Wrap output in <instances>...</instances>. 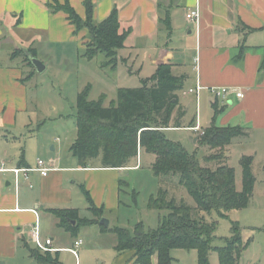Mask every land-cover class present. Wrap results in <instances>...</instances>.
Masks as SVG:
<instances>
[{"label": "crops", "instance_id": "0c3cea01", "mask_svg": "<svg viewBox=\"0 0 264 264\" xmlns=\"http://www.w3.org/2000/svg\"><path fill=\"white\" fill-rule=\"evenodd\" d=\"M53 1L0 0V19L4 18L10 26H14L16 19L11 16H22V23L14 28L11 36L4 41L11 40L18 45L21 42L24 47L27 44L26 48L31 46L37 53L43 41L45 44L42 49L48 48L54 53H61L65 47L72 48L73 45L85 47L87 32L82 31L75 35V28L64 12L53 14L47 8V4ZM69 1L77 13L85 18L84 0ZM93 2L97 22L104 20L117 8L122 30L131 29L125 47L119 51L120 62L127 66L129 62H134L140 68L139 72L148 70L151 75L147 78L155 73L159 65L171 64L175 76L187 77L184 86L189 81L191 83L188 89L179 92V96L197 84L201 86L199 98L189 94L194 98L198 110L193 125L198 123L205 130L213 124L216 114L214 105L217 100L211 91L212 88L234 87L242 91L244 97L237 98L232 95L226 102L218 100V108L226 107L224 112L216 116L215 123L218 126L242 127L245 124L264 129V69L260 70L264 54V0ZM191 11H199L198 23L187 19V14ZM241 24L245 25L243 32L240 31ZM247 29L262 30L251 32L245 37ZM19 35L25 40L19 38ZM2 36L3 30L0 27V39ZM243 45L246 47L245 52L241 59H237ZM5 55L8 57L9 52ZM24 71L21 67L0 66V127L4 129L14 126L17 116L28 109L27 88L20 82ZM180 103L185 111L187 108L181 96ZM187 127L181 129L189 130ZM53 149L55 150V147ZM140 156L129 168H141ZM73 158L76 161L71 159L68 166H61V159H50L47 167L52 170L47 177L38 172L29 173L27 182L31 185L35 182L37 188L32 187V191H29L28 183L25 182L22 193L19 192L20 188H16L15 175L10 171L19 168L20 159L17 166L11 169L4 168L5 164L2 163L0 169L6 171H0V174L12 173L14 177L13 180L3 177L6 175L0 177V258L14 257L18 253V245L27 248L31 243L35 244L32 229L37 222L40 227L45 216L55 217L54 226L62 229L58 226L59 219L50 211L57 208L50 206L73 209L68 208L71 207L69 203L72 201V190L65 185L66 172L83 173L81 185L89 191L98 208L104 207L105 212L108 209L117 212L120 210L122 201L119 185L123 183L121 172L128 168H101L100 165L82 168L79 167L77 159L74 156ZM30 167L35 168L31 165ZM21 178L24 180L23 175ZM41 229L40 227L41 238L52 240V248L55 251L51 253L59 252V258L63 251L71 253L70 249L75 240L79 239L76 236L71 244L65 245L55 235L47 234L43 238ZM116 244L117 242L112 245L114 250ZM74 258L76 259L75 256ZM111 264H135L134 252L116 251ZM153 264H157L156 257L153 258Z\"/></svg>", "mask_w": 264, "mask_h": 264}, {"label": "trees", "instance_id": "16d2710c", "mask_svg": "<svg viewBox=\"0 0 264 264\" xmlns=\"http://www.w3.org/2000/svg\"><path fill=\"white\" fill-rule=\"evenodd\" d=\"M83 4L86 8L85 18L77 13L69 0L63 3L54 0L47 4V8L53 14L64 12L75 28V35L87 31L85 39L88 41L84 43V57L87 60L92 61L99 54H104V67L117 69L119 51L125 47L131 29L122 30L117 8L97 22L93 0H84ZM11 17L16 19L14 26H10L4 18L0 19L2 40L9 38L14 28L22 23L21 15L13 14ZM244 28L245 25L241 24L240 31L243 32ZM247 30L245 37L262 29ZM245 48L243 45L237 59L242 58ZM262 50L264 52V48ZM28 53L38 58L37 50L31 46L16 47L10 55L11 62L20 59L32 68L28 77L20 79L23 84L36 73ZM19 67L23 69L21 65ZM263 69L264 54L260 70ZM186 79V76H175L172 65L166 63L159 65L151 77L143 80L141 88L117 90L116 99L111 100L109 106H104V101L108 99L105 94L97 101L88 100L90 85L78 95L77 100V137L70 150L79 167H89L92 159L99 155L102 157L101 168L114 169L129 168L143 151L156 155L152 171L159 180L160 188L158 194L150 197L149 207L161 214L167 212L159 215V226L147 229L143 223H138L134 232L120 226L105 227L100 223L105 216V208H98L89 191L81 185L93 219L80 218L79 209H52L50 211L59 219L60 228L76 237L81 226L99 225L103 233H112L117 237L115 250L118 253L134 252L135 264H153L154 257L157 264H173L171 251L174 249L196 251L198 264H211L212 251L218 253L220 264H238L249 246V241H243L238 222H232L231 236L225 239L226 244L215 247L217 223L196 215L195 209L184 200L178 203L175 198L169 197L168 188L178 177L179 185L195 200L198 212H216L220 217L228 218L229 212L247 206L255 182L251 171L252 158L243 159V190L238 191L233 168L220 166L213 170L204 167L196 152L190 153L184 145L166 137L165 131L168 129L185 128L182 123L185 111L181 107L179 92L183 90ZM218 102L214 105L215 118L226 107L218 108ZM215 118L213 124L204 130V135L199 137L200 146L216 150L215 154L205 158L206 161L223 158L233 140L246 133L242 126H218ZM193 126L192 123L187 128ZM18 167L31 168L24 152ZM28 248L37 264H62L59 252Z\"/></svg>", "mask_w": 264, "mask_h": 264}, {"label": "rangeland", "instance_id": "374dc122", "mask_svg": "<svg viewBox=\"0 0 264 264\" xmlns=\"http://www.w3.org/2000/svg\"><path fill=\"white\" fill-rule=\"evenodd\" d=\"M19 38L25 40L21 35ZM87 41L88 39H85V43ZM16 43L0 39V66L19 67L21 65L25 70L24 76L28 77L32 68L20 59L12 62L10 60L11 52L16 47L26 48L27 46L26 44L24 47L21 42L19 45ZM44 44L43 41L38 52V59L43 62L46 69L43 72H36L32 79L24 84L28 93V109L17 116L14 126H9L7 129L0 127V166L4 163V168L7 169L17 166L23 152L26 161L32 167H37L39 160L49 165L48 162L53 158L63 160L61 166L70 165L69 161L75 160L70 148L77 137L78 95L90 85L88 100L97 101L105 94L108 99L104 101V106H109L111 100L116 99L117 90L141 88L142 81L151 75L148 70L139 72L140 68L134 62H129L128 66L120 62L118 68L114 70L104 67L106 62L104 54H99L94 60L89 61L84 57L82 46L73 45L72 48L65 47L61 53H54L48 48L43 50ZM6 52H9L8 57L5 55ZM189 84H191L190 81L186 83L183 90L188 89ZM185 93L180 94L187 108L182 123L189 126L197 119L198 110L194 98ZM197 126H199L197 132L200 134L192 130ZM243 126L246 129L245 135L233 140L226 148L223 158L209 161L205 158L215 154L216 150L199 145V137L204 135L200 124H195L192 128H188L189 130L169 129L165 131V134L168 139L184 145L190 153L196 152L202 166L213 170L220 166L233 168L238 191L243 190V159L252 158L251 171L255 182L253 194L245 208L229 212L228 218H222L216 212H198L195 200L183 186L179 185L178 177L168 188L169 197L175 198L178 203L184 200L187 205L195 209L196 215L204 216L207 221L217 223L215 247L226 244L225 239L231 236L232 222H238L244 243L249 241V246L242 253L238 264H264V129H256L252 125L244 124ZM141 155L140 169L128 168L121 172L123 181L119 185L121 208L118 212L111 211L112 209L106 210L103 218L110 223V227L120 226L134 232L138 223H143L147 229H156L159 226L161 212L149 207L150 197L158 194L160 188L159 180L152 171L156 155L145 151ZM101 159V155L92 159L91 165H101ZM1 176L12 178V180L14 177L12 173L0 174ZM24 180L21 178L20 193L25 188V182L28 183ZM82 183L83 173L66 172L65 185L72 190V201L69 203L71 207L68 208L79 209L80 218L90 219L92 213L89 210L90 204L81 190ZM29 185L31 184L27 185L29 191L37 188L35 182L32 183L33 188ZM50 207L64 209L58 205ZM54 219L55 217L51 215L42 218L40 225L42 237L51 234L57 236L65 245L71 244L76 237L55 227ZM78 238L83 240L79 257L75 259L71 253L63 251L60 253L62 264H111L112 258L116 255L112 247L117 242L114 234L103 233L99 225L81 226ZM30 247L36 249L35 244L31 243ZM171 255L174 264H198L196 251L174 249ZM210 261L211 264H220L216 251L211 252ZM0 264L37 263L28 247L18 245V253L9 259L0 258Z\"/></svg>", "mask_w": 264, "mask_h": 264}, {"label": "built area", "instance_id": "2783aa9c", "mask_svg": "<svg viewBox=\"0 0 264 264\" xmlns=\"http://www.w3.org/2000/svg\"><path fill=\"white\" fill-rule=\"evenodd\" d=\"M200 18L199 11H191L187 14V19L193 23H198ZM200 90L201 86L197 84L195 87L189 89V91L185 94H194L199 98L198 96L200 95ZM213 95L215 96L216 100H224L225 102L227 101L229 96H236L237 98H243L244 93L234 87H221V88H212L211 89ZM199 100V99H198ZM192 130H195L196 132L199 131V126L192 128ZM51 168L47 167L45 162L43 160H39L37 163V167L35 168H30V169H20V168H15L10 170L14 175H15V185L16 188H20V182H21V175H23L24 179L26 181H29V173L31 172H38L40 173L43 177H47L49 173L51 172ZM0 171H6V170H1ZM30 188H32V185H29ZM32 237L33 241L36 244V247L41 250L42 252H52L55 251L52 248V240L47 239L43 240L40 235V227L37 222L35 227L32 229ZM83 245V240L82 239H76L74 242L73 247L70 249V252L72 253L73 256L76 258L79 257V249Z\"/></svg>", "mask_w": 264, "mask_h": 264}, {"label": "water", "instance_id": "95a60500", "mask_svg": "<svg viewBox=\"0 0 264 264\" xmlns=\"http://www.w3.org/2000/svg\"><path fill=\"white\" fill-rule=\"evenodd\" d=\"M28 57L31 60L32 64L34 65L36 72H43L46 67L43 64V62H41L38 58H36L35 56L31 55L28 53ZM75 225V222L73 223ZM101 224L104 225L105 227H109V222L105 219H101Z\"/></svg>", "mask_w": 264, "mask_h": 264}]
</instances>
